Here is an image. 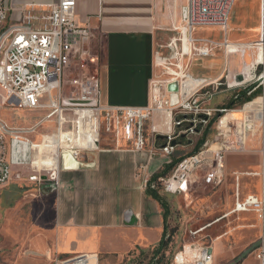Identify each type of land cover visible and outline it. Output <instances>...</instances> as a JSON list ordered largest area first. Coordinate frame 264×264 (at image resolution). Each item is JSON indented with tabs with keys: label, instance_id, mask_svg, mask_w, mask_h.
Wrapping results in <instances>:
<instances>
[{
	"label": "crops",
	"instance_id": "obj_1",
	"mask_svg": "<svg viewBox=\"0 0 264 264\" xmlns=\"http://www.w3.org/2000/svg\"><path fill=\"white\" fill-rule=\"evenodd\" d=\"M53 1L7 0L14 5L49 4ZM186 3V0H92L87 5L75 0L77 21L84 24L89 18L93 36L97 35L100 42L97 78L101 106L106 108L151 106V83L155 73V52L158 36L161 34L159 32L181 24V10ZM10 17L17 19L18 13L14 12ZM162 48L168 49L169 46L164 45ZM210 61L208 64L204 58L194 56L187 63L185 73L189 78L206 81L207 77L213 75H208V72L216 71L217 68L218 72L222 71L218 59ZM190 86L188 85V89ZM175 94L178 97V94ZM175 94L169 92L168 98L171 99ZM222 100L221 96L212 98L208 102L210 108H215L214 106ZM45 102V99L42 100L43 104ZM28 112L31 114L25 121L24 128L34 126L46 114V112L41 114L39 110ZM32 115L42 117L40 116L41 118L33 124ZM167 118L169 117L163 111H155L151 117V124L156 126L161 135L172 129L171 119ZM50 121L40 124L34 133L24 137L34 144L38 143L42 137L51 133V124L54 125L52 135H56L54 134V130L57 133L56 122ZM40 128L45 129L46 134L39 131ZM30 136H33V139ZM145 136H149L147 129ZM99 143L100 141L92 150L81 152L77 159L73 158L72 152H62L56 161L57 185L54 181L55 176L54 180L51 179V173L45 171L44 174L38 173L41 169L34 166L31 153L24 163L12 162L11 183L24 185L41 180L50 184V189L42 190L43 197L48 195L50 197L39 207V214L42 211L50 213V222H46V227L31 228L34 236L30 237V234H33L31 229L26 235V248L35 250L37 257L69 260L64 264L84 258L98 264L102 256L127 257L153 250L158 246L164 226L163 209L156 200L146 194L145 190L149 179L169 164L174 154H159L156 151L158 144L155 146L147 144L145 151L134 152L128 149L129 145L124 140L114 137L105 140L102 145ZM190 144L191 141L184 145L180 140L177 147L180 145L183 148ZM225 153L223 160L226 158ZM12 157L17 159L15 153L12 156L10 154L11 159ZM228 159L229 163L233 160L231 156ZM260 165L259 154L257 170L245 173L258 172ZM229 169V165L223 166V173ZM245 173L242 175L244 178L262 180L261 177L247 176ZM249 195L260 197L255 194ZM170 197L168 195L164 199L171 210L173 202ZM251 213L253 212L237 214ZM226 214L228 213L217 221L231 215L225 216ZM262 239L264 238L258 240L255 250L250 249L239 258L227 261L228 257L221 259L222 255L228 252L221 250V238L218 237L215 239L214 248L212 246V264L235 262L259 264L255 254Z\"/></svg>",
	"mask_w": 264,
	"mask_h": 264
},
{
	"label": "rangeland",
	"instance_id": "obj_2",
	"mask_svg": "<svg viewBox=\"0 0 264 264\" xmlns=\"http://www.w3.org/2000/svg\"><path fill=\"white\" fill-rule=\"evenodd\" d=\"M80 1L87 5L92 2V0ZM182 25L183 21L181 20V24L172 27V29H164L159 32L161 34L158 36L159 41L155 52V73L151 83L152 107L157 106L159 101L168 99V85L173 82L180 85L185 80L183 75L186 74L187 63L194 56L199 57L194 55V51L188 55L184 53L183 50L189 52V45L188 35L181 34L180 28ZM259 32L260 0H236L231 8L225 32L216 27H196L192 31L194 38L205 39L210 42L209 48L212 51L209 56L200 58H204L208 64L211 59H218L220 68L222 67L220 72L217 68L216 71L207 73L208 75L213 74L206 79V82L212 85L205 90L214 92L213 98L221 96L223 99L221 103L214 106L215 108H223L236 93L249 87L252 88L251 92L253 93H247L249 101L236 104L231 109H226L227 113L223 115L242 110L246 104L264 97L263 80H258V76L264 72V64L257 62ZM164 45L169 46V48L163 49ZM199 46L196 45L195 47ZM229 46H234L236 52H227ZM100 51L99 38L97 35L93 36V30L91 29L90 38L75 53L71 54L70 63L64 70L61 84L64 97H76L75 80H83L98 75ZM193 84L194 82H192L189 89L193 87ZM225 96L227 97L225 98ZM207 107H210L209 103ZM261 107L260 102L256 103L251 107L250 112L241 116L240 122L232 121L227 125L228 127L222 128L216 121L206 128L207 135L204 143L208 145L204 146L203 144L197 153L206 151L210 146L211 150H217L222 145H239L240 149L236 152L228 150L225 153L224 166L229 165L230 169L222 174L219 183L205 184L204 177L208 168L203 167L193 172L185 196L169 195L173 203L168 225L169 228L175 229V233L165 252L168 260L167 264H172L175 256L183 251L184 247L186 249L185 254L188 253V249L194 250L202 245H211L214 248L215 239L218 237L221 238V250L228 252L223 254L221 259L224 260L228 257L227 261H231L234 258H239L250 249L255 250L258 240L264 238V205L261 219L256 214L251 213L231 214L229 217L217 221L233 209L237 185L241 201L249 194L260 195L264 200V182L259 178L248 179L242 177L247 171L257 170L259 164L260 120L257 112ZM39 111L41 114L46 112L42 109H39ZM29 114L31 113L28 110L13 107L0 90V120L9 126L24 128L23 126L26 124L25 121H27ZM66 114L69 120L75 118L70 111H67ZM33 116L35 115L31 117L33 124L42 117L41 115V117ZM51 121L54 122V118ZM53 126L51 124V133L48 134L50 137ZM42 129L40 128L39 131L46 134L44 133L45 129ZM62 129L63 133L73 132V128L69 123H66ZM89 130L90 128H87L84 131ZM55 132L54 130V134H56ZM33 136H30V138L33 139ZM98 137L100 145L105 140L112 139V135L105 132L102 119L100 128H98ZM200 137L201 135L192 136L188 139L184 137L183 144L185 145L188 141H191V144L183 148L180 145L176 147L172 160L190 156ZM70 139L69 136L68 140L70 141ZM38 144H41V140ZM47 145L50 147H46L47 149L45 148L41 152L32 149L33 161L56 159V157H61L62 152H72V147H63V145L51 147L52 144H48V142ZM74 149H76V146H74ZM205 155H209V153ZM229 156L233 158L231 163L228 162ZM34 166L41 170L45 167L40 164ZM38 173L44 174L43 171ZM236 176H239L238 184L235 179ZM47 189H50L49 182H42L41 180L40 182H30L24 185L11 183L0 186V264H64V262L69 261H65L63 258L57 259L56 257L41 259L37 257L34 250L26 248L25 245L29 229L46 227V222H50V213L42 211L39 214V207L42 206L43 201H47L50 197L49 195L42 196V192L47 191ZM159 191L162 193L160 194L163 198L168 196V194H163L161 189ZM31 232L33 234H30V237L34 236L33 229H31ZM150 251L118 258H104L102 256L99 258L98 264H141L140 262L145 264L150 258ZM71 263L68 262L67 264Z\"/></svg>",
	"mask_w": 264,
	"mask_h": 264
},
{
	"label": "built area",
	"instance_id": "obj_3",
	"mask_svg": "<svg viewBox=\"0 0 264 264\" xmlns=\"http://www.w3.org/2000/svg\"><path fill=\"white\" fill-rule=\"evenodd\" d=\"M186 17L180 28L181 34H188L189 52L194 55L207 57L212 51L210 42L205 39H196L192 31L196 27H216L225 32L231 8L236 0H186ZM18 13L17 19L10 15ZM91 36L89 18L84 24L77 21L75 15V0H54L49 4H20L0 0V90L13 107L21 110H46L44 117L30 128L9 126L0 120V186L13 181L11 164L24 163L28 160L31 149L36 144L24 137L34 133L36 128L44 122L54 118L57 133L69 123L75 135L79 130L93 127L94 136L91 146H72L73 158L77 159L81 152L90 151L98 144V128L101 119L104 121L105 132L115 139L124 140L128 149L134 152H143L147 144L156 145V151L161 155L172 154L179 140L201 135L208 127L209 122L218 114V123L224 113L223 108L207 107L213 98L214 92L205 89L212 85L205 79H194L197 84L186 90L188 76L180 83L178 97L174 104L171 99L159 101L157 106L145 108H106L99 102V81L96 76L75 80L77 87L76 97L62 95V76L70 63L71 54L86 42ZM181 42V41H180ZM200 45L199 47H195ZM259 45L264 54V0H260V32ZM182 47L184 44L182 40ZM191 77V76H190ZM193 78V77H192ZM217 89V88H216ZM45 99V103L42 100ZM74 103L82 105H74ZM90 113V117L83 116V111ZM67 111L74 115L69 120ZM163 111L171 119L172 129L161 135L155 125L151 124L153 112ZM260 114V142L259 154L261 165L258 172L245 173L247 176L261 177L264 182V108ZM146 129L149 136H145ZM54 136V135H51ZM50 136L42 137L41 143ZM174 144V145H172ZM38 145V144H37ZM36 145V146H37ZM204 143V146H207ZM24 147H28V156H25ZM240 146L222 145L217 150H211L190 155L178 162L167 175L160 177L151 186L159 195H186L193 172L199 168H208L204 183H219L223 173V155L226 151H238ZM15 153L17 159L10 158ZM209 153V155H205ZM57 161V157H56ZM57 165V163H56ZM55 167H44L41 171L51 173V179L57 185ZM53 176V177H52ZM237 184L239 176L235 177ZM264 189V188H263ZM161 193V194H160ZM234 207L228 214L253 212L259 219L263 216L264 200L261 197L248 195L244 200L239 199L238 185L235 190ZM226 214L225 216H227ZM184 250L175 256L172 264H212V246L202 245L194 250ZM181 255L180 260L177 256ZM259 264H264V239L255 254ZM84 258H78L81 260Z\"/></svg>",
	"mask_w": 264,
	"mask_h": 264
},
{
	"label": "bare ground",
	"instance_id": "obj_4",
	"mask_svg": "<svg viewBox=\"0 0 264 264\" xmlns=\"http://www.w3.org/2000/svg\"><path fill=\"white\" fill-rule=\"evenodd\" d=\"M181 13H182V18L184 19L186 17V6H184L182 8ZM186 35H188V34H186ZM257 47H258L257 62L259 64L263 65L264 64L263 48H261V46L259 44H257ZM234 49H235L234 46H229L226 51L229 53L236 52V50H234ZM186 51L188 52V50H186ZM258 80H263V86H264V72L258 76ZM192 82H194L193 86H195L197 84V82L194 80V78L188 77V83H189L188 85H191ZM188 85L186 86V90L188 89ZM258 102H260L261 106L264 108V97L257 98L254 101H252L251 103L246 104L242 110L232 111L228 114L223 115L220 118L219 126L223 128V127H228L227 125L232 121L233 122L234 121L240 122L241 116H244L245 113L250 112L251 107ZM81 114H83V116L90 117V113H88L86 110L83 111ZM257 116H258V119L261 118L260 114H258ZM167 119L169 120V118H167ZM229 127H231V126H229ZM93 131H94L93 127H91L90 130L86 131V132L79 127V130L77 131V133L75 135L72 132H67V133L60 132L57 135L46 138L45 141L41 144L37 143L38 145L37 146L35 145L34 148L37 149V152H41L46 147H50L49 145H47V142H48V144H52L51 147L52 146H58L59 147V145H63V147H72V146L82 147V146H89V145L91 146L90 142H92V138L95 135ZM69 136L71 137L70 141L68 140ZM69 142H70V144H69ZM23 151L25 152L24 153L25 156L26 155L28 156V151H29L28 147H24ZM31 151H32V149H31ZM31 151H30V153H32ZM33 164L34 165L40 164V165L45 166L47 168L55 167L56 166V159L55 158L54 159H45V160L41 159L39 161H33ZM37 166H39V165H37ZM185 252H186V249H185ZM189 252H190V250L188 249L187 254H189ZM180 257H181V255H178L177 259L180 260ZM71 264H94V261L81 259V260H75Z\"/></svg>",
	"mask_w": 264,
	"mask_h": 264
},
{
	"label": "trees",
	"instance_id": "obj_5",
	"mask_svg": "<svg viewBox=\"0 0 264 264\" xmlns=\"http://www.w3.org/2000/svg\"><path fill=\"white\" fill-rule=\"evenodd\" d=\"M251 87L242 90L238 93H236L232 98H230L227 103L224 105L223 109H231L233 106H235L236 104H243L248 100L247 97V93L251 92ZM253 93V92H251ZM219 115L217 114L208 124V126H210L211 124H213L214 122L217 121V117ZM207 135V130L204 131V133L202 134V136L198 139L194 150L192 152L191 155L196 154L198 149L204 144L205 142V138ZM183 139H181L182 141ZM183 158L185 157H181V158H177V159H173L171 160V162L167 165H165L162 170H160L158 173H156L155 175H153L149 181L147 182V186H146V194L149 195L152 199L156 200L160 206L163 209V218H164V226H163V233H162V237L161 240L158 244V246L156 248H154L153 250L150 251V258L147 260V262L145 264H167L168 260L166 259L165 256V252L168 248L169 243L171 242V238L175 233V229L173 228H169L168 223L166 222L168 217L170 216V208L167 204V202L165 201L164 198H162L158 192L154 189L151 188V186L157 181L158 178L163 177L165 175H167V173L169 171H171L173 169V167L180 162ZM143 253V252H140ZM142 264V262H140ZM233 264H238V263H233Z\"/></svg>",
	"mask_w": 264,
	"mask_h": 264
},
{
	"label": "water",
	"instance_id": "obj_6",
	"mask_svg": "<svg viewBox=\"0 0 264 264\" xmlns=\"http://www.w3.org/2000/svg\"><path fill=\"white\" fill-rule=\"evenodd\" d=\"M178 89H179V86H178V84L176 82H173V83L169 84L168 87H167L168 92H171L172 94L177 93ZM176 100H177V97H176V94H175V95H173L171 97L172 104H174L176 102ZM74 105H82V104L74 103ZM172 145H174V144H172Z\"/></svg>",
	"mask_w": 264,
	"mask_h": 264
}]
</instances>
